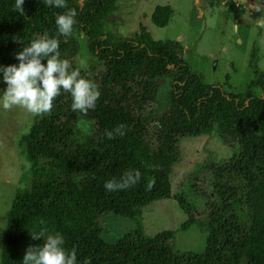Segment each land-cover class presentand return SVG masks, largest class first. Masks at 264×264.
<instances>
[{"label":"trees","instance_id":"16d2710c","mask_svg":"<svg viewBox=\"0 0 264 264\" xmlns=\"http://www.w3.org/2000/svg\"><path fill=\"white\" fill-rule=\"evenodd\" d=\"M65 3L76 12L67 38L56 34L54 23V14L66 9L24 0L21 14L15 0H0V63H17L15 53L47 32L59 41L65 60L78 53L84 34L104 67L97 76L83 77L99 91L94 108L73 111L71 96L62 90L51 111L36 115L20 136L28 183L16 191L7 213L0 264H23L28 246L56 232L66 250H75L78 264L85 258L90 264H264V83L260 94L249 85L231 91L227 84H209L183 60L180 41L154 40L143 25L136 35L116 40L105 25L118 0ZM230 13L239 19L244 10L231 6ZM172 15L170 6H156L151 21L164 27ZM248 67L257 82L263 74L253 58ZM166 77L168 105L157 114V85ZM119 126L124 135L105 136ZM213 133L238 150L202 165L209 189L203 252L179 251L176 231L147 236L139 223L113 244L102 238L103 217L137 221L145 206L170 198L180 142ZM130 170L140 173L136 184L104 189L105 181H118ZM34 232L41 238L32 240Z\"/></svg>","mask_w":264,"mask_h":264},{"label":"rangeland","instance_id":"374dc122","mask_svg":"<svg viewBox=\"0 0 264 264\" xmlns=\"http://www.w3.org/2000/svg\"><path fill=\"white\" fill-rule=\"evenodd\" d=\"M85 0H79L80 5ZM253 0H118L117 8L106 20L105 29L116 40L134 36L143 25L154 40L180 41L181 56L198 71L209 84L219 82L230 86H250L256 94L262 92L264 83V29L256 26L259 12L251 8ZM156 6H170L173 15L164 27L151 21ZM244 10L239 19L230 13V7ZM236 25V30H233ZM253 58L258 71L257 77L249 69ZM80 60L86 62L81 67ZM69 68L80 72L81 77H94L103 72L102 62L93 55L87 40L79 38V51L67 59ZM255 82L257 84H255ZM5 85L0 83V90ZM228 88V87H227ZM169 78L158 82L155 110L162 113L168 105ZM36 115L20 106L0 108V257L5 234L7 213L18 189L28 183L27 161L18 144L21 135L27 133ZM85 126V124L83 123ZM237 145L221 140L216 133L185 138L180 142V161L172 167L170 174V198L156 200L142 209L135 221L116 215L103 217L102 238L110 244L120 236L135 230L139 223L147 236L161 231H176L175 245L179 251L201 253L207 236L205 217L206 197L209 189L202 177V165L210 160L233 156ZM180 199L184 204H180ZM193 220L190 224L189 221ZM188 223L186 229H181Z\"/></svg>","mask_w":264,"mask_h":264},{"label":"clouds","instance_id":"9594fccd","mask_svg":"<svg viewBox=\"0 0 264 264\" xmlns=\"http://www.w3.org/2000/svg\"><path fill=\"white\" fill-rule=\"evenodd\" d=\"M45 5L53 8L66 9L62 13L54 14L56 34L67 38L73 30L76 12L67 8L65 0H43ZM24 0H15L14 7L23 14ZM251 8L259 12L255 18L257 28L264 29V0H253ZM236 30V25H233ZM264 46V39L260 41ZM17 63L4 65L0 63V83L5 87L0 90V108L9 109L20 106L34 115H41L51 111L53 99L66 91L71 96V109L86 112L95 107L99 96L96 85L80 76V72L73 69L68 71L69 64L60 58L59 41L47 32L35 34L25 46L15 53ZM43 61V62H42ZM81 67L86 62L80 60ZM55 74V75H54ZM114 135H124L123 126L112 130H105V136L112 139ZM138 170H130L117 180L104 182L106 191L126 189L139 180ZM41 233L31 234L32 240L41 238ZM64 237L59 232L48 234L40 245H30L23 255V264H78L75 250L64 248ZM82 264H90L85 258Z\"/></svg>","mask_w":264,"mask_h":264}]
</instances>
